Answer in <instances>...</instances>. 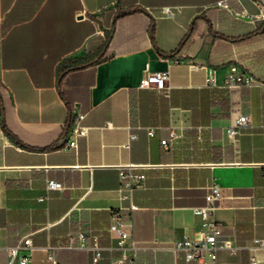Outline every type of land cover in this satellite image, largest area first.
I'll use <instances>...</instances> for the list:
<instances>
[{
    "label": "crops",
    "instance_id": "obj_1",
    "mask_svg": "<svg viewBox=\"0 0 264 264\" xmlns=\"http://www.w3.org/2000/svg\"><path fill=\"white\" fill-rule=\"evenodd\" d=\"M258 13L253 0H0V264L28 236V264H93L95 239L109 264L114 212L138 264H195L167 247L201 229L211 184L236 248L219 262L264 264V93L229 84L264 81ZM81 63L60 94L59 69ZM161 71L165 89L138 88ZM77 114L87 135L69 148ZM121 170L144 179L127 191Z\"/></svg>",
    "mask_w": 264,
    "mask_h": 264
},
{
    "label": "built area",
    "instance_id": "obj_2",
    "mask_svg": "<svg viewBox=\"0 0 264 264\" xmlns=\"http://www.w3.org/2000/svg\"><path fill=\"white\" fill-rule=\"evenodd\" d=\"M259 9L257 18L264 21V0H253ZM218 6H226L225 3L219 2ZM162 11L165 14L170 13L169 7H164ZM240 16L253 19V16L247 14L244 10L239 13ZM168 80V71H161L157 73H146V76L139 83L138 88H147L150 85H154L157 89H165V84ZM229 84L243 85V86H255L261 89L264 93V81L257 79L253 76L239 77L238 75L230 78ZM83 120L82 114H77L73 120L71 128V137L67 142L69 148L76 147V139L85 137L87 135V128L84 127L81 122ZM248 124V117L241 116L237 121L236 128H230L227 130L228 135H234L238 133V129ZM262 132L264 134V126H262ZM151 134V132L149 133ZM171 139L176 138L174 133L170 135ZM135 135H131V139H135ZM161 144L165 146L166 140H162ZM120 183L127 191L133 189V185L144 179L143 175H138L130 172L129 170H121L119 173ZM48 189L60 188V184L53 181H49L47 184ZM220 200V188L216 184H211L205 194V205L194 209L196 215L201 218L202 227L196 232L193 237L184 238L174 241L167 247L168 250L173 252L182 253L184 259L188 262H194L195 264H221L217 257L219 250H228L234 253L236 248L231 244L222 232L220 223L212 218L214 212L218 208V202ZM131 206V209H134ZM109 231L114 233L117 237L116 248L121 251L119 257L110 260L109 264H138L137 255L143 247L134 240L132 233L126 229V224L121 219L118 212H114L111 216ZM83 236L80 235L79 238ZM260 246L264 247V241H256ZM34 249L30 237H24L19 242L7 249L8 263L7 264H28L29 256L23 254V251H32ZM93 251L92 263L99 264L102 261L103 248L99 245L97 239L91 247ZM49 260L53 261L51 255L48 256Z\"/></svg>",
    "mask_w": 264,
    "mask_h": 264
},
{
    "label": "trees",
    "instance_id": "obj_3",
    "mask_svg": "<svg viewBox=\"0 0 264 264\" xmlns=\"http://www.w3.org/2000/svg\"><path fill=\"white\" fill-rule=\"evenodd\" d=\"M122 14H126V12H125V13L118 14V16H120V15H122ZM262 28H264V27H262ZM259 31H260V30H259ZM82 65H84V63L76 64L74 67H67V68L62 67V68L59 69V71H58L57 88H58L60 94H61V79H62V78H63V77L69 72V71H71L72 69H77L79 66H82ZM70 120H71V119H69L68 122H70ZM5 131H6V130H5ZM6 132H7V131H6ZM7 133H8V132H7Z\"/></svg>",
    "mask_w": 264,
    "mask_h": 264
}]
</instances>
